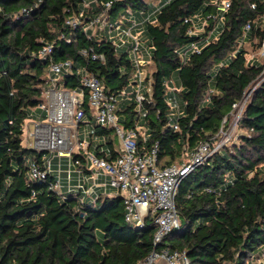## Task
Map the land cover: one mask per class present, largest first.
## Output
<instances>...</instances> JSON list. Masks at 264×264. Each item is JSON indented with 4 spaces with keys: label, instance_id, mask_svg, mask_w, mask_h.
Here are the masks:
<instances>
[{
    "label": "trees",
    "instance_id": "16d2710c",
    "mask_svg": "<svg viewBox=\"0 0 264 264\" xmlns=\"http://www.w3.org/2000/svg\"><path fill=\"white\" fill-rule=\"evenodd\" d=\"M85 1L0 0V264H137L162 247L184 252L188 264H255L264 252V63H251L250 55L264 41V0H230L223 12L221 0H167L155 12L147 0ZM129 13L145 16L152 90L145 93L144 115L134 99L119 101L117 114L125 127H140L141 153L158 143L160 166L182 162L186 151L215 138L247 96L239 142L223 146L182 179L180 225L157 245L154 215L141 225L126 221L120 192H59L52 187L54 172L32 178V162L42 165L47 152L24 143L25 123L45 100L51 62L71 60L112 94L135 83L130 42L115 44L108 27L85 29L99 15L125 23ZM199 13L206 24L191 34ZM74 18L81 22L71 24ZM195 42L200 50L183 57L180 50ZM45 47L50 51L42 54ZM175 73L179 83L172 85ZM61 81L81 86L76 72ZM173 97L183 102L175 116ZM83 108L91 118L87 96ZM91 123L103 137L98 152L105 146L115 156L113 127ZM73 156L85 162L78 151Z\"/></svg>",
    "mask_w": 264,
    "mask_h": 264
},
{
    "label": "built area",
    "instance_id": "2783aa9c",
    "mask_svg": "<svg viewBox=\"0 0 264 264\" xmlns=\"http://www.w3.org/2000/svg\"><path fill=\"white\" fill-rule=\"evenodd\" d=\"M111 3L107 1L105 6L109 7ZM229 5L230 0H221L218 9L223 12ZM199 18L202 22L201 28L196 29L195 22L194 28L190 29L189 33L196 34L202 30L206 18ZM221 20L220 16L219 22ZM69 22L77 25L81 20L74 18ZM133 22L135 25L136 20ZM122 25V21H111L99 15L85 23V29L108 27L115 44L130 42V54L135 64L133 75L135 83L132 89H124L120 94H112L107 92L102 80L96 74L85 68L75 70L71 60L51 62L47 73L49 86L44 94L45 100L40 104L45 116H42L43 119L36 122L33 129L28 132L30 138L28 146L37 150H47L52 156L47 155L42 165L32 162L30 173L32 178H43L49 172H54L57 179L52 187L59 192L67 186V189H75L86 196L95 197L99 193L108 192L110 187L116 189L123 196L126 221L141 225L146 216L154 215L157 226L154 243L157 245L165 235L180 225L176 208V195L180 182L211 154L228 145L233 136V126L239 123L247 98L235 104L238 111L236 108L232 113L233 125L225 119L226 124L222 125L213 140L202 141L193 152L186 151L185 159L180 163L160 166L158 143L147 152L141 153L137 144L140 127L127 128L118 120L119 101L134 99L141 112L143 101L146 99L145 93L152 90V77L147 69L148 59L144 52L142 37L140 33L132 31L133 26L126 29ZM250 27L251 24L246 23L239 47L244 43ZM199 50L200 45L195 42L180 51L182 56L186 57L189 53ZM49 51L50 47H45L42 54ZM232 55H235V52ZM259 55L264 58V41L259 48ZM93 57H96V54H93ZM250 61L251 63L256 61L255 55H250ZM75 72L80 75L81 86L77 89L67 88L61 79L64 74ZM170 90L173 92L175 86H171ZM86 96L91 118L83 108ZM173 98L175 102L169 100L171 116H175L180 108L177 98ZM141 114L144 115L142 112ZM91 121L113 127L117 143L120 145L115 156H112L111 151L105 146H100L98 152L97 148L103 137L97 135ZM84 123L91 124V127H84ZM172 125L178 128L177 122H172ZM74 151L82 154L84 163L82 159L74 158ZM55 158L58 159L56 167ZM63 158L66 159L67 169L62 168ZM64 171L67 172L66 183L63 182ZM73 171H77L79 175L76 185L72 184ZM260 258H264V252ZM159 259H164L168 264H188L184 252L169 247L153 249L137 264H154Z\"/></svg>",
    "mask_w": 264,
    "mask_h": 264
},
{
    "label": "crops",
    "instance_id": "0c3cea01",
    "mask_svg": "<svg viewBox=\"0 0 264 264\" xmlns=\"http://www.w3.org/2000/svg\"><path fill=\"white\" fill-rule=\"evenodd\" d=\"M92 1H94V0L85 1V5L88 6ZM144 17L145 16L143 14L129 13L127 18H126V20L124 21L125 23H123L122 27L128 29V28L133 26L132 31L136 32V33H140L142 39L145 40L146 39L145 32H144L145 24L143 22L144 21ZM134 20H136V24L135 25H134V22H133ZM144 52H145L146 58L149 59L150 58V54H149L150 49L144 47ZM42 113H43V110L41 109L40 106L35 108L32 111V117L26 121L25 126H24V132H25L26 127H27V130H28L27 131V135H28V132L33 129L34 124L36 122H39V121H41L43 119ZM27 135H26V137H27ZM57 161H58V159L55 158L54 159V166L55 167L57 166ZM62 168L63 169H67L68 168L65 158H63ZM87 174H89V173H87ZM64 177H65V181L63 180V182L66 183V180H67V172L66 171H64V173H63V178ZM78 179H79L78 172L77 171H73L72 172V184L76 185L77 182H78ZM65 189H67V186H65ZM73 190H75V189H73ZM75 191H77V190H75ZM154 264H168V263L164 259H159ZM255 264H264V258H261L260 260L258 259Z\"/></svg>",
    "mask_w": 264,
    "mask_h": 264
},
{
    "label": "rangeland",
    "instance_id": "374dc122",
    "mask_svg": "<svg viewBox=\"0 0 264 264\" xmlns=\"http://www.w3.org/2000/svg\"><path fill=\"white\" fill-rule=\"evenodd\" d=\"M87 1V0H86ZM165 1H167V0H147V2H148V4L150 5V7L152 8V11H154L155 12V10H158V8L165 2ZM154 15V14H153ZM199 17H203L202 15H201V13H199V14H197V16L195 17V22H196V29H199V28H201V20H200V18ZM200 22V23H199ZM220 33V28H217L215 31H214V36L213 37H216L218 34ZM250 50L252 49L251 48V46H247ZM251 54L252 55H255V60L259 63H264V58L261 56V55H259V50H256V51H254V50H252V52H251ZM171 82H172V85H174V83L176 82V83H179V76H178V73H175L174 74V76H173V78H172V80H171ZM132 89V86L130 87V89L129 90H131ZM245 98H247V96L245 97ZM171 100H173L174 102H175V100H174V98H171ZM177 102L181 105L183 102H182V100L181 99H179V98H177ZM236 111H238V108H237V110ZM235 114V113H234ZM234 117V116H233ZM233 117H232V119H231V121H230V125H233V122H234V119H233ZM83 126L84 127H87V128H90L91 127V124H89V123H84L83 124ZM27 127H26V129H25V132H24V143L26 144V145H28L29 144V140H30V138H29V136L27 135ZM241 133H243V130L240 128V126H239V123L237 124V125H234L233 126V133H232V138H231V140L228 142V145L230 146V145H232L233 143H235V142H239V136H240V134ZM26 135H27V137H26ZM120 147V145L119 144H117V148H119ZM47 155L49 156V157H51L52 156V153L51 152H47ZM63 180L65 181V177L63 178ZM107 193H111V194H117L118 193V191L116 190V189H114V188H109V190H108V192ZM261 259V258H260ZM259 259V260H260ZM253 261V259L251 260V262Z\"/></svg>",
    "mask_w": 264,
    "mask_h": 264
},
{
    "label": "water",
    "instance_id": "95a60500",
    "mask_svg": "<svg viewBox=\"0 0 264 264\" xmlns=\"http://www.w3.org/2000/svg\"><path fill=\"white\" fill-rule=\"evenodd\" d=\"M45 152H48L47 150H44Z\"/></svg>",
    "mask_w": 264,
    "mask_h": 264
}]
</instances>
